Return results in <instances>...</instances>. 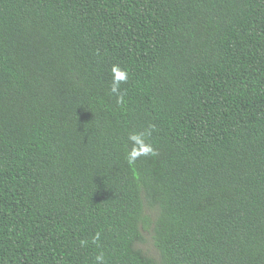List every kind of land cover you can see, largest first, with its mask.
Wrapping results in <instances>:
<instances>
[{"label": "trees", "instance_id": "1", "mask_svg": "<svg viewBox=\"0 0 264 264\" xmlns=\"http://www.w3.org/2000/svg\"><path fill=\"white\" fill-rule=\"evenodd\" d=\"M99 255L264 264V0H0V264Z\"/></svg>", "mask_w": 264, "mask_h": 264}, {"label": "clouds", "instance_id": "2", "mask_svg": "<svg viewBox=\"0 0 264 264\" xmlns=\"http://www.w3.org/2000/svg\"><path fill=\"white\" fill-rule=\"evenodd\" d=\"M112 72L114 74V77L111 84V92L117 94L120 91V84L122 82L127 81L128 74L126 71L121 70L118 65L113 66ZM117 103L118 104L124 103V97L122 94L117 95ZM153 128L154 126H149V128L146 129L145 131L129 133L128 140L133 143V147L127 153V163L129 165H134L136 160L141 156L147 157V156L157 155L155 148L146 141V137L151 135ZM95 239L97 240L99 239V234H97ZM96 260L99 262V264H103V260H104L103 255L97 256Z\"/></svg>", "mask_w": 264, "mask_h": 264}, {"label": "rangeland", "instance_id": "3", "mask_svg": "<svg viewBox=\"0 0 264 264\" xmlns=\"http://www.w3.org/2000/svg\"><path fill=\"white\" fill-rule=\"evenodd\" d=\"M149 215L151 219L153 218V213L149 211ZM143 236L144 240L139 243V246L148 251L149 253L158 256V252L153 244V239H152V229L151 226L147 225V227L143 230Z\"/></svg>", "mask_w": 264, "mask_h": 264}]
</instances>
